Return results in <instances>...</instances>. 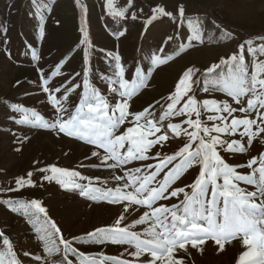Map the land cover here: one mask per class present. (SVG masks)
<instances>
[{
    "label": "rangeland",
    "instance_id": "rangeland-1",
    "mask_svg": "<svg viewBox=\"0 0 264 264\" xmlns=\"http://www.w3.org/2000/svg\"><path fill=\"white\" fill-rule=\"evenodd\" d=\"M109 3L110 0H0V233L10 241L19 264H67V261L81 264L83 257L95 259L97 264L104 257L147 264L151 260L147 253L136 258L129 255L135 248L128 244H115L110 240L98 242L88 235L99 228L113 227L122 214L124 219L120 226L131 225L146 208L135 206V211L125 213L124 204L110 203L102 193L81 195V189H63L55 180L44 177L53 175L50 168L55 166L91 178L92 187L103 191L115 189L124 183L117 181L116 176H124L126 171L137 167L141 169V175L154 170L158 163L156 153L161 157L172 155L188 142V137L174 138L168 130L169 140L150 150L153 158L130 161L122 166L117 164L113 168L110 165L116 162L103 161L104 150L85 140L67 136L51 126L17 123L25 115L17 108L27 110L30 120L34 119L30 115L34 111L43 118L42 123L51 125L58 117L67 120L74 114L81 98L90 96L92 89L114 106L121 97L109 88H119L115 83L119 79L116 75L119 63L130 84L137 76V69L145 81L129 99L131 113L148 108L152 117L159 120L167 110V97L189 68L193 69V93L198 101L215 100L239 109L242 105L228 96L226 90L219 86L214 88L209 83L229 72V65L221 64V58L227 60L233 53L244 55L249 74L254 60H264V55L248 52L246 43L252 41L253 48L264 44V0H111L115 9L124 11L123 16L113 15ZM181 6L183 17L178 11ZM157 7L172 15L154 13ZM153 15L156 19H151ZM193 25H199L200 39L192 38ZM241 44L245 45L244 49H240ZM153 56L166 58L167 62L154 66ZM213 64L220 67L212 73L206 72ZM85 79L89 85L87 89ZM205 87L209 90L205 91ZM50 93L60 101L56 107L49 102ZM242 99L246 105L247 97ZM57 108L66 111L58 112ZM209 115L228 114L202 113V119L211 127L220 121H209ZM232 115L243 118L245 113L237 111ZM248 118L260 123L255 112L248 114ZM132 119L129 116L118 127L116 135L132 126L128 123ZM185 119L187 117H167L160 121L162 131L169 123L188 128L182 123ZM192 119H196L194 114ZM230 120L231 117L227 122ZM242 132L243 127L221 138L238 141L244 145V152L221 149L219 154L240 175H248L251 173L246 166L248 161L264 153V136H256L249 145ZM94 151L100 154L99 158L92 155ZM146 164L153 168H146ZM171 167L169 165L160 172L153 187L163 182L164 173ZM199 170V165H194L182 171L178 178L169 182L168 190L184 188L191 194L192 189L187 186L194 182ZM20 178L25 181L24 187L16 183ZM77 182L89 185L87 179ZM218 183L222 184V179H218ZM236 183L245 192L256 191L255 185L244 181ZM206 198H211L210 188ZM31 200L39 201L47 216L39 213L38 220L25 216L17 205ZM183 200L181 193L157 201L156 206L171 207L180 205ZM47 220L54 222L60 230L54 236L53 245L59 251L52 254L45 251L44 243L39 239L41 233L37 232V228L43 227L55 231L46 224ZM148 223L138 224L131 231L143 233ZM60 237L70 241L74 251L65 254ZM2 239L0 237V251L6 252ZM186 249L177 248L173 254L182 264H237L240 253L247 250L242 246V238L226 243L223 250L212 240L197 248L188 244ZM65 255L67 260H64ZM105 264H111V261H105Z\"/></svg>",
    "mask_w": 264,
    "mask_h": 264
},
{
    "label": "snow or ice",
    "instance_id": "snow-or-ice-1",
    "mask_svg": "<svg viewBox=\"0 0 264 264\" xmlns=\"http://www.w3.org/2000/svg\"><path fill=\"white\" fill-rule=\"evenodd\" d=\"M112 9V14L123 16V10H117L113 7L111 0L108 5ZM179 15L183 17L184 8H179ZM154 13L160 16H171V13L165 12L162 7H157ZM134 18V17H133ZM151 19H156L153 15ZM151 19L148 21L151 22ZM193 39H200L199 25H193ZM248 52L253 55H264V44L257 48L252 47V41L246 42ZM240 49L245 45L241 44ZM119 60V57H116ZM245 56L240 53H233L225 60L221 58V64L229 65L227 75H221L218 79L209 83L215 88L219 86L227 91V95L232 97L237 104L242 106L239 109L231 107L228 103L221 105L215 100L198 101L193 93V69L189 68L177 82L174 92L167 97V110L160 116L159 120L152 117L148 108L138 113L129 111V99L135 91L144 86L143 74L137 69V76L133 83H129L124 78V69L117 64L116 73L119 78L115 83L119 88L110 86L109 90L118 92L121 101L114 106L110 105L100 93L92 89L90 96H83L80 104L76 107L74 114L67 120L58 117L57 120L49 125L42 123V117L32 111L30 115L34 118L29 119L27 110L17 108L18 111L25 112L17 123H34L43 127L58 128L60 133L67 136L85 140L87 143L102 148L104 150L103 161H115L110 167H116L117 164L125 165L130 161H147L153 158L150 150L156 145H161L169 140L168 130L174 134V138L181 135L188 137V142L180 147L172 155L156 153L158 160L154 170L141 175L139 167L126 171L124 176H116L117 181H124L122 187L107 189L103 191L91 185V178L83 177L79 172L70 171L63 168L52 166L50 168L51 176H45L44 179L55 180L63 189H81V195L89 193H102L103 198L110 203L124 204V212L135 211V206H142L147 210L133 221L131 225L121 227V221L124 219L122 214L115 221V225L110 228H99L89 236H93L98 242L110 240L115 244H128L135 248L129 255L139 258L143 254L150 255L151 260L147 264H182L181 260L174 258V252L177 248L187 250L186 245L190 244L193 248L212 240L223 250L226 243L234 239L242 238V246L247 250L240 253L237 264H264V153L259 157H252L246 165L251 169L248 175H240L234 166H230L219 154L222 149L228 152H244L245 147L238 141L222 139L225 134L231 135L243 127L241 135L248 138L250 145L253 138L258 135L264 136V60H254L252 62V71L249 74L248 65L244 63ZM166 58L162 59L153 56L152 64L160 65L166 63ZM220 65L213 64L206 69V72L212 73ZM84 86L89 87L87 79L84 80ZM71 90V89H69ZM205 91L209 89L205 87ZM49 92L48 88H44ZM59 92V89L55 90ZM247 97L246 105L242 98ZM66 98V97H65ZM49 102L56 107L60 101L53 94H49ZM16 107V106H13ZM58 112L66 111L57 108ZM245 113L243 118L233 116L234 112ZM227 113V116L209 115V121H220L213 123L211 127L202 119V113ZM255 112L257 119L248 118V114ZM111 113V114H110ZM118 113V115H117ZM193 114L196 119H192ZM133 119L128 121L132 126L127 127L125 131L116 135L118 127L123 125L128 117ZM169 116L187 117L182 123L187 124L188 128H182L181 124L169 123L167 128L162 131L160 121ZM152 117V118H149ZM231 117L230 123L228 118ZM143 121V123H141ZM255 126V131H253ZM188 129H192L189 131ZM159 134V135H157ZM152 137V138H150ZM194 145V146H193ZM93 156L99 158L98 152H93ZM179 160V163H174ZM168 168L164 173L163 182L153 187L160 172ZM199 165V174L191 185V194L185 192L184 188H174L168 190L171 180L179 177L182 171ZM254 165H258L254 167ZM146 168L152 169L153 165L146 164ZM242 167V166H241ZM41 171H46L41 169ZM258 174V176H257ZM29 176L32 173H28ZM89 180V185L78 183L77 180ZM222 179L223 183H218ZM237 181H244L247 184L255 185L256 191L245 192L238 185ZM19 187L25 186L23 178L16 181ZM30 185L31 181H27ZM211 192V198H206V194ZM18 189H9L15 191ZM184 194V200L180 205L173 204L171 207L160 204L156 206L157 201L166 200L171 197H177ZM95 198V197H93ZM259 198V202H257ZM127 202V203H125ZM22 209L23 214L28 217H39L42 213L47 216L46 210L37 200L19 203L17 205ZM30 222L31 219H30ZM148 223V227L143 233L131 231L138 224ZM54 232L49 231L47 227L37 228L41 233L39 239L44 243L45 251L52 254L59 251L53 247L55 244L54 236L59 234V229L55 223L47 220ZM2 237L3 245L6 246V252L0 251V264H19L15 252L7 237ZM143 237V238H142ZM75 239V238H74ZM60 243L64 245V253L67 254L71 248V242L60 237ZM28 255V253H25ZM7 257V258H6ZM67 260V255L64 256ZM105 261H111V264H132L131 261L122 260L115 257H104L99 264H105ZM67 264H72L67 261ZM81 264H97L95 259L89 260L83 257ZM144 264V262H141Z\"/></svg>",
    "mask_w": 264,
    "mask_h": 264
}]
</instances>
